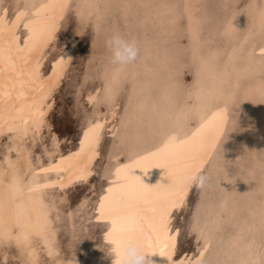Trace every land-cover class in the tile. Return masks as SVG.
I'll list each match as a JSON object with an SVG mask.
<instances>
[{"label": "rangeland", "instance_id": "1", "mask_svg": "<svg viewBox=\"0 0 264 264\" xmlns=\"http://www.w3.org/2000/svg\"><path fill=\"white\" fill-rule=\"evenodd\" d=\"M53 1L0 0V17L13 25L24 18L16 32L24 47ZM114 31L140 46L137 62L123 71L110 63L105 46ZM71 41L75 58L54 95L44 136L27 146L40 181L50 180L44 197L57 248L51 255L35 239L38 264L58 258L112 264L140 173L171 156L173 136L176 156L177 148L209 134L218 135L203 171L213 179L204 190L192 188L175 211L178 256L195 259L204 251L198 264H264V0H69L45 77ZM102 118L92 177L61 188L58 165L82 151L90 125ZM8 141L0 140L3 167ZM1 243L0 264H35L13 240Z\"/></svg>", "mask_w": 264, "mask_h": 264}, {"label": "bare ground", "instance_id": "2", "mask_svg": "<svg viewBox=\"0 0 264 264\" xmlns=\"http://www.w3.org/2000/svg\"><path fill=\"white\" fill-rule=\"evenodd\" d=\"M68 2L69 0H54L47 5L37 21L36 34L24 47L16 33L24 18L13 25L6 14L0 17V140L7 136L9 143L5 149L8 148L10 152L14 149L17 152L13 158L10 152L6 154L7 166H0V243L3 240H13L19 245L20 252H27L35 264H38L39 255L35 239L45 244L51 255L57 252V248L54 244L50 208L44 197V187L50 180L47 178L40 181L27 146L29 140L35 143L42 138L47 115L53 107L54 95L75 58L74 41H71L51 73L45 77L44 65L48 59L49 49L55 43L59 27L65 19ZM34 37L36 43L33 41ZM97 96L93 95L94 101L97 100ZM118 109L119 104L112 110L113 122ZM219 115L221 116L220 113ZM220 116L213 119L220 120ZM222 118L224 120L223 115ZM104 125L103 118L91 124L82 151L80 153L72 151L68 159L58 165L61 176L57 183L61 188L74 187L77 183L82 184L92 177L93 167L100 156L99 146ZM112 126L111 124L110 127ZM115 129L113 126V131ZM217 135L209 134L199 142L196 140L195 144L191 142L185 144L182 149L177 148L180 154L176 153V156H172L177 142L173 136V145L170 144V139L168 140L174 149L173 152L169 151L171 156L162 155L157 158V155L158 160L153 161L152 167L150 165V169L138 176L140 191L131 201V205L126 206L127 210L123 213L122 220L125 219L126 224L130 222L125 228L132 229L131 235L148 251L153 252L147 259L154 264H198L204 255L202 251L195 259L188 255L182 256V253L178 256L180 233L178 229H173V223L175 211L187 203L192 192V188L184 182L183 177L194 170H204ZM191 137H188L190 141ZM4 142L3 146L6 144L5 140ZM165 147L167 149V146ZM160 152L158 153L161 154ZM68 263L69 261L63 258H58L54 262Z\"/></svg>", "mask_w": 264, "mask_h": 264}, {"label": "clouds", "instance_id": "3", "mask_svg": "<svg viewBox=\"0 0 264 264\" xmlns=\"http://www.w3.org/2000/svg\"><path fill=\"white\" fill-rule=\"evenodd\" d=\"M110 63L121 71L135 64L140 56V46L136 39L114 31L105 40ZM212 176L203 170H194L183 177L190 188L204 190L211 186ZM132 229H124L118 244V250L113 256L112 264H154L147 259L153 252L131 235Z\"/></svg>", "mask_w": 264, "mask_h": 264}]
</instances>
